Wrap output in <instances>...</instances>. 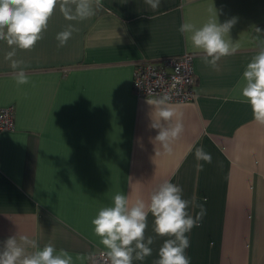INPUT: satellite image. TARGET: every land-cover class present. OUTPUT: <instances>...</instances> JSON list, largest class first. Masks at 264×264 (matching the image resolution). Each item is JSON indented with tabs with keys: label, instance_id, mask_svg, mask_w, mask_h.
<instances>
[{
	"label": "crops",
	"instance_id": "0c3cea01",
	"mask_svg": "<svg viewBox=\"0 0 264 264\" xmlns=\"http://www.w3.org/2000/svg\"><path fill=\"white\" fill-rule=\"evenodd\" d=\"M212 4L219 22L236 18L229 35L239 44L218 69L178 31L185 20L206 22ZM69 24L79 30L60 47L56 34ZM261 40L264 0H161L155 10L144 0H100L84 20L57 8L35 47L17 51L24 85L0 41V107H14L15 125L0 132V247L27 235L41 248L51 242L66 250L73 264H88L93 252L106 251L91 223L98 211L117 192L147 203L168 180L182 187L193 217L199 205L206 208L188 233L191 264H264V125L237 87ZM187 51L196 95L169 102L184 132L167 154L151 127L156 109L147 100L155 98L133 93V68ZM201 146L210 164L196 158ZM145 236L154 237L152 255L133 264H153L167 239L154 233L151 214Z\"/></svg>",
	"mask_w": 264,
	"mask_h": 264
},
{
	"label": "clouds",
	"instance_id": "9594fccd",
	"mask_svg": "<svg viewBox=\"0 0 264 264\" xmlns=\"http://www.w3.org/2000/svg\"><path fill=\"white\" fill-rule=\"evenodd\" d=\"M144 2L153 10L161 4V0ZM99 4L100 0H0V41L10 49L5 60L10 61V67L16 70L14 79L17 85L29 82L24 61L15 59L17 51H30L35 47L47 31L48 22L57 8L69 20H84L94 15V5ZM71 5H75L74 10ZM208 12L209 18L202 25L185 20L178 31L195 50L203 53L205 64L218 69V62L223 57L234 55L239 48L229 35L236 18L219 22L214 4ZM78 30L69 24L58 32V46H65ZM242 80L243 83L237 85L240 102L247 103L255 120L264 125V40L259 42L256 54L246 65ZM170 100L167 95L147 100L156 109L157 120L151 124L158 130L154 140L167 154L172 153V143L184 132L181 115L170 105ZM195 156L206 163L212 162L211 154L202 146L195 149ZM190 205L191 201L183 196L182 187L168 180L151 193L147 203L141 198L130 203L127 195L117 192L111 204L102 207L91 221L94 234L106 249L108 264H133L134 260L144 261L152 255L154 237L145 236L149 214L153 216L154 233L167 237L153 264H191L186 251L190 247L188 233L199 226L206 215V208L199 205L200 211L193 217L188 210ZM29 248L33 251L29 252ZM0 264H73V258L51 242L41 248L27 235L20 236L19 241L14 235L3 241L0 247Z\"/></svg>",
	"mask_w": 264,
	"mask_h": 264
},
{
	"label": "built area",
	"instance_id": "2783aa9c",
	"mask_svg": "<svg viewBox=\"0 0 264 264\" xmlns=\"http://www.w3.org/2000/svg\"><path fill=\"white\" fill-rule=\"evenodd\" d=\"M193 53L162 56L157 60H138L134 64L131 88L140 97H171L170 102L193 100L197 83L193 68ZM14 107H0V132L14 129ZM106 251L99 249L90 256L88 264H108Z\"/></svg>",
	"mask_w": 264,
	"mask_h": 264
}]
</instances>
